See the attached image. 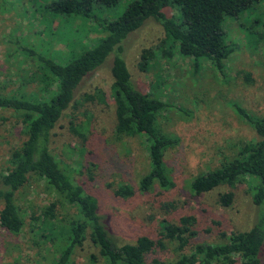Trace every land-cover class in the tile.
Wrapping results in <instances>:
<instances>
[{
    "label": "rangeland",
    "instance_id": "1",
    "mask_svg": "<svg viewBox=\"0 0 264 264\" xmlns=\"http://www.w3.org/2000/svg\"><path fill=\"white\" fill-rule=\"evenodd\" d=\"M50 1L0 0V87L6 93H23L31 99H38L41 94L36 82L40 75L37 63L23 52L15 51L16 43L36 47L53 56L67 53L65 43L69 39L57 37L59 30L68 33L65 20L46 15L42 9ZM127 2L122 1L111 12L118 15ZM111 12L108 13H114ZM165 13L171 16L177 11L169 7ZM69 24L77 29L80 20L74 19ZM223 28L227 42L234 48L225 61L226 77L214 71L208 61L203 62L198 72H193L187 56L176 54L170 59L159 56L163 30L152 19L123 42L124 58L134 84L144 93H159L169 104L162 110L156 128L180 139L165 154L175 183L173 188L160 191L155 186L149 192L135 190L128 197L115 192L120 182H128L136 189L148 162L145 142L129 137L113 140L112 102L104 104L85 99L96 88L107 90L110 57L83 79L75 102L53 129V154L75 181L84 182L88 191L97 197L99 213L119 244L132 243L143 234L159 238L162 219L176 222L185 214L196 218V235L187 244L155 249L146 264H152L153 259L166 263L181 252H189L198 242L217 241L221 232L245 230L253 222L255 209L242 185L235 187L233 201L228 206H222L218 198L220 193L231 190L230 187L219 186L202 194H194L188 188L192 176L215 168L237 145L255 137L254 130L238 118L229 101H238L248 111L264 115V0L239 16L226 17ZM87 29V34L81 33L85 34L82 45H90L104 35L99 28ZM144 50L148 67L141 70L139 62ZM245 75L251 79L249 82L245 81ZM24 137L15 114L1 109L0 172L8 166L11 151ZM15 200L24 224L18 234L0 226V264H51L59 255L60 244L37 218L43 207L57 200L55 192L45 181L32 176L16 191ZM168 200L177 205L171 213L161 209V203ZM62 211L66 209L58 206V212ZM91 255L97 260L91 261ZM73 263L101 264L102 259L98 249L87 240L74 252Z\"/></svg>",
    "mask_w": 264,
    "mask_h": 264
},
{
    "label": "trees",
    "instance_id": "2",
    "mask_svg": "<svg viewBox=\"0 0 264 264\" xmlns=\"http://www.w3.org/2000/svg\"><path fill=\"white\" fill-rule=\"evenodd\" d=\"M122 1L125 0H51L42 5L46 15L65 20L68 33L59 30L57 37L69 39L65 43L67 53L53 56L36 47L16 43L15 51L23 52L37 63L40 75L36 82L41 94L38 99H31L23 93H6L0 87V110L12 111L25 134L21 144L11 151L8 166L0 172V226L18 234L24 219L15 200L16 191L29 177L45 181L57 196L56 201L43 207L37 218L60 244L59 255L51 264H74V252L87 240L98 249L101 264H146L155 249L168 245L183 247L196 235V218L185 214L176 222L160 220L157 239L143 234L132 243L119 244L99 213L97 197L88 191L84 182L75 181L53 154V129L75 102L83 79L110 57L107 90L96 88L85 99L104 104L112 102L113 140L129 137L145 142L148 162L136 189L128 182H120L115 192L128 197L135 190L149 192L155 186L160 191L173 188L175 183L165 154L180 139L156 128L162 110L169 104L159 93H144L134 84L124 58L123 42L152 19L163 30L159 56L166 59L176 54L187 56L193 72H198L203 62L208 61L214 71L226 77L225 61L234 48L226 40L223 20L239 16L262 0H127L124 9L115 16L111 10H116ZM169 7L177 14L168 16L165 9ZM74 19L80 20L81 28L69 26ZM87 28H99L104 35L90 45H82L85 34L81 33L87 34ZM141 58L139 68L146 70L145 50ZM244 78L251 80L248 75ZM229 105L254 130L255 137L237 145L215 168L192 176L188 188L194 194H202L219 186L230 187L231 190L220 193L218 198L222 206H228L233 201L235 187L242 185L255 209L253 222L245 230L221 232L217 241L198 242L189 252H181L166 263L153 259L152 264H264V115L248 111L235 100L229 101ZM58 206L66 211L58 212ZM175 208L177 205L172 200L161 203L165 213ZM90 259L97 260L94 255Z\"/></svg>",
    "mask_w": 264,
    "mask_h": 264
}]
</instances>
